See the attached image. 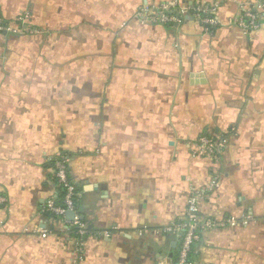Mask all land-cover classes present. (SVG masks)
<instances>
[{"label": "crops", "instance_id": "obj_1", "mask_svg": "<svg viewBox=\"0 0 264 264\" xmlns=\"http://www.w3.org/2000/svg\"><path fill=\"white\" fill-rule=\"evenodd\" d=\"M173 0H0V264H175L164 228L200 213L191 264H264V0H177L181 21H142ZM217 5L219 24L194 14ZM19 28L18 23L14 24ZM224 141L214 161L201 136ZM68 159L84 237L46 209ZM83 240V251L78 250Z\"/></svg>", "mask_w": 264, "mask_h": 264}, {"label": "built area", "instance_id": "obj_2", "mask_svg": "<svg viewBox=\"0 0 264 264\" xmlns=\"http://www.w3.org/2000/svg\"><path fill=\"white\" fill-rule=\"evenodd\" d=\"M188 8L179 5L177 0H173L167 4H163L158 7V11L155 14H148L149 10L146 8L139 12V17L142 21L150 22H178L184 17ZM217 5L199 4L193 7V12L196 17L206 26H215L219 24L218 16L216 15ZM149 13V11H148ZM30 14L28 12L19 15L14 19V24L18 23L20 27L17 29L13 23L5 18L0 8V31L6 30L10 32L28 31L37 32L38 30L32 27H28ZM262 17L251 9L244 10L243 14L237 19V24L246 30L255 29L260 27L264 22L261 21ZM224 141L222 139L210 136H201L194 143V152L199 156H208L218 161L222 157ZM55 165V178L60 189L63 190L62 202H58L57 198H50L47 202L46 209L53 213L58 218L65 222H68L71 227H75L77 232L84 237L88 232V225L86 221L81 218V214L77 209V203L75 196L77 194V188L70 176L68 159L60 155L54 160ZM6 199L0 196V203H4ZM74 211V217L69 219L67 213ZM229 221L217 220L210 217H205L200 213L198 203V192L194 191L189 198L185 218L177 221L163 230L165 233L173 234L179 241L178 263L179 264H191L190 253L193 245L200 241L202 232L210 228L226 227ZM83 240L80 241L78 250L83 251Z\"/></svg>", "mask_w": 264, "mask_h": 264}, {"label": "trees", "instance_id": "obj_3", "mask_svg": "<svg viewBox=\"0 0 264 264\" xmlns=\"http://www.w3.org/2000/svg\"><path fill=\"white\" fill-rule=\"evenodd\" d=\"M63 194H64V193H63V190L60 189V193H59V195L56 197L58 202H62ZM77 195H78V193H77L76 196H75V201H77Z\"/></svg>", "mask_w": 264, "mask_h": 264}, {"label": "water", "instance_id": "obj_4", "mask_svg": "<svg viewBox=\"0 0 264 264\" xmlns=\"http://www.w3.org/2000/svg\"><path fill=\"white\" fill-rule=\"evenodd\" d=\"M67 217H68L69 219H72V218L74 217V211H69V212L67 213ZM81 218H83L82 215H81ZM175 264H179V263H178V260H177V262L175 261Z\"/></svg>", "mask_w": 264, "mask_h": 264}]
</instances>
